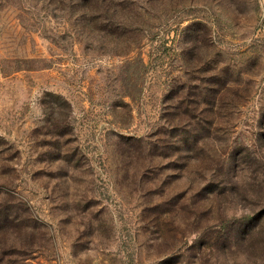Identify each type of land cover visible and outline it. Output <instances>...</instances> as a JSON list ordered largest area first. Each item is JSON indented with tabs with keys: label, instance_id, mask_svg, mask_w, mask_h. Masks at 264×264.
I'll use <instances>...</instances> for the list:
<instances>
[{
	"label": "rangeland",
	"instance_id": "1",
	"mask_svg": "<svg viewBox=\"0 0 264 264\" xmlns=\"http://www.w3.org/2000/svg\"><path fill=\"white\" fill-rule=\"evenodd\" d=\"M3 213L0 264H264V0H0Z\"/></svg>",
	"mask_w": 264,
	"mask_h": 264
},
{
	"label": "trees",
	"instance_id": "2",
	"mask_svg": "<svg viewBox=\"0 0 264 264\" xmlns=\"http://www.w3.org/2000/svg\"><path fill=\"white\" fill-rule=\"evenodd\" d=\"M183 123H188L187 121L183 122ZM186 125H189V124H186ZM175 128H178V126H170V129L173 131ZM182 133V132H180ZM183 134V133H182ZM6 209V208H5ZM4 212V211H3ZM6 219H7V214L6 213H3V215L0 217V223H3L0 225V228L3 227L4 223L6 222Z\"/></svg>",
	"mask_w": 264,
	"mask_h": 264
}]
</instances>
